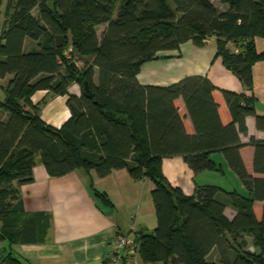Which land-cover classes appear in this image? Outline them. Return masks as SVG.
I'll return each mask as SVG.
<instances>
[{
	"label": "trees",
	"instance_id": "1",
	"mask_svg": "<svg viewBox=\"0 0 264 264\" xmlns=\"http://www.w3.org/2000/svg\"><path fill=\"white\" fill-rule=\"evenodd\" d=\"M3 0H0V5ZM8 0V20L0 33V80L10 77L0 99V241L36 243L33 220L14 234L23 211L20 188L34 181L40 162L49 177L77 170L101 178L126 170L136 180L154 183L158 218L154 233L137 241L145 264H264V141L255 148L254 173L241 156L255 117L264 132L256 99L222 91L232 122L224 125L205 76H191L170 86H144L139 68L175 51L186 42L203 46L217 37V54L246 90L253 91V66L264 59L256 38H264V0ZM36 13V14H34ZM106 25L101 38L99 26ZM239 49L233 51L229 43ZM82 64L77 75L70 63ZM94 97L87 95L83 82ZM78 84L81 95L69 93ZM47 90L67 96L71 118L60 128L47 125L41 106L31 101ZM182 98L194 125L186 133L176 101ZM222 153L248 195L212 185L198 186L193 196L174 188L163 173L165 158L182 157L196 173L218 169L211 159ZM107 207L111 201L99 192ZM236 215L230 220L225 211ZM254 239V251L240 244ZM28 236V237H27ZM216 251L217 260L209 256ZM0 264H24L0 249Z\"/></svg>",
	"mask_w": 264,
	"mask_h": 264
},
{
	"label": "crops",
	"instance_id": "2",
	"mask_svg": "<svg viewBox=\"0 0 264 264\" xmlns=\"http://www.w3.org/2000/svg\"><path fill=\"white\" fill-rule=\"evenodd\" d=\"M106 25L97 28L101 38ZM256 49L264 55V38H256ZM233 51L239 47L229 43ZM191 76H205L215 91L213 97L219 106L220 119L224 125L232 122L230 110L222 91L243 94L256 99V112L264 117V59L253 66V91H248L240 79L226 68L217 54V37L213 36L203 46L189 41L178 50L161 53L157 60L143 64L137 73L144 86H170ZM10 77L0 80V87L7 86ZM69 93L80 96L78 84ZM41 106V119L49 126L60 129L70 118L67 96H53L41 90L31 99ZM183 118L186 133L195 134L194 125L182 98L176 102ZM248 131L241 141L246 146L241 156L249 174L254 173L255 148L251 139L264 141L255 117L246 119ZM212 161L218 168L196 174L182 157L163 160L164 176L174 188H180L186 196H193L198 186L212 185L227 192L237 191L248 195L237 174L230 168L222 153H214ZM154 183L150 179L136 180L128 171H113L101 178L95 171L77 170L63 177L51 178L39 162L34 168V181L23 185L21 200L23 211L16 215L14 234L33 220L36 226V243L0 241V249L20 256L24 264H108L111 255L110 242L117 234L139 238L154 233L158 227L155 203L152 197ZM106 194L113 207H107L95 196ZM225 215L232 220L236 212L227 208ZM1 228V223H0ZM28 237V236H27Z\"/></svg>",
	"mask_w": 264,
	"mask_h": 264
},
{
	"label": "built area",
	"instance_id": "3",
	"mask_svg": "<svg viewBox=\"0 0 264 264\" xmlns=\"http://www.w3.org/2000/svg\"><path fill=\"white\" fill-rule=\"evenodd\" d=\"M110 246L111 255L108 264H143L136 237L117 234L112 238Z\"/></svg>",
	"mask_w": 264,
	"mask_h": 264
},
{
	"label": "rangeland",
	"instance_id": "4",
	"mask_svg": "<svg viewBox=\"0 0 264 264\" xmlns=\"http://www.w3.org/2000/svg\"><path fill=\"white\" fill-rule=\"evenodd\" d=\"M213 2V4L218 8V9H224L225 5L222 3V0H211ZM7 4H8V0H3L1 5H0V33L1 31L4 29V25L5 22H7L8 20V15L6 14V9H7ZM36 14V13H34ZM79 68H82V64L77 63ZM5 85L0 87V99L3 98L4 95V89H5ZM240 244H244L246 243L247 245L244 246L245 250H250V251H254L255 247L254 245V239L252 236H250L249 234H243L242 238L239 240ZM218 258V254L216 251H214L210 256L209 259L210 260H217ZM145 264V263H143Z\"/></svg>",
	"mask_w": 264,
	"mask_h": 264
},
{
	"label": "water",
	"instance_id": "5",
	"mask_svg": "<svg viewBox=\"0 0 264 264\" xmlns=\"http://www.w3.org/2000/svg\"><path fill=\"white\" fill-rule=\"evenodd\" d=\"M70 68L77 74V75H81V69L79 68L78 64L76 62H72L70 63ZM83 88L84 91L87 95L94 97V94L92 92V90L90 89V85L87 81L83 82Z\"/></svg>",
	"mask_w": 264,
	"mask_h": 264
}]
</instances>
